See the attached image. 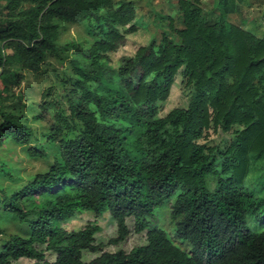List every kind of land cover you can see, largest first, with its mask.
Instances as JSON below:
<instances>
[{
  "label": "trees",
  "instance_id": "obj_1",
  "mask_svg": "<svg viewBox=\"0 0 264 264\" xmlns=\"http://www.w3.org/2000/svg\"><path fill=\"white\" fill-rule=\"evenodd\" d=\"M257 1L216 0L210 19L200 0H177L180 27L167 21L177 41L161 34L111 72L107 54L134 28L131 0H0L3 99L20 83L19 71L36 73L59 52V23L87 21L93 37L88 48L65 45L74 55L69 113L63 116L55 101L41 104L55 109L57 123L46 141L57 143L58 153L4 203L29 232L1 243L0 264L21 258L33 264H264V182L256 189L242 181L252 162L264 158V33L244 27L252 14L243 15ZM179 68L191 88L187 105L154 117ZM18 118L1 112L0 139L24 146L32 132ZM75 120L80 132L60 139V124L69 128ZM211 126L229 133V141L199 143ZM27 154L45 157L42 148L29 147ZM174 193L171 233L147 227L153 209ZM79 211L110 215L116 235L109 243L125 238L131 218L144 243L128 252L101 250L95 222L60 226ZM44 251L53 259H44ZM84 252L96 255L83 260Z\"/></svg>",
  "mask_w": 264,
  "mask_h": 264
},
{
  "label": "rangeland",
  "instance_id": "obj_2",
  "mask_svg": "<svg viewBox=\"0 0 264 264\" xmlns=\"http://www.w3.org/2000/svg\"><path fill=\"white\" fill-rule=\"evenodd\" d=\"M135 7V17L131 22L134 25L132 32L126 34L125 41L116 51L107 54V70L115 69L121 58L132 56L135 50L148 44L151 39L158 40L161 34H166L169 38L177 41V38L168 30L167 21L172 20L174 27H180L179 13L176 5L177 0H131ZM216 0H200L201 7L206 12L208 18L215 17L214 5ZM213 8V9H212ZM243 15L252 20L246 23L244 27L256 35L264 33V1L258 0L251 10L243 9ZM228 20L234 24H242L240 18L236 15H229ZM59 35L57 38V47L59 52L56 55L46 57L40 70L31 73L26 70L19 71L20 83L11 88L9 93L3 99L0 91V122L1 112L10 113L15 119L20 117L19 121L31 129L32 136L24 146L16 145L10 138L0 139V245L11 234L22 236L28 235V228L25 223L19 222L16 216L3 210V205L15 192L36 173H42L47 170L53 159L58 153V144L47 142L46 138L50 134V127L57 123L55 109L49 107L42 109L44 102L55 101L63 116H67L69 111L66 102V94L73 83L75 76L70 65V59L74 56L73 51L65 46L67 43H75L80 48H88L93 40L90 34L87 21L78 23H59ZM1 44V43H0ZM65 46L66 50H62ZM9 51H4V53ZM9 67V65H6ZM16 68L14 65L9 67ZM110 73V71H108ZM185 75L182 68H179L173 76L167 96L163 100H157L155 103L156 112L154 117H165L170 111L177 108H184L190 97L191 88L186 85ZM47 89V91H46ZM46 91V92H45ZM43 93H47L43 97ZM35 116L41 118L36 119ZM69 128L60 124V139H69L78 134L81 130L78 121H69ZM5 128L4 130H6ZM231 135L220 132L215 127H209L204 131L199 143L207 146L219 144L221 147L228 142ZM29 147L37 149L42 148L45 152L43 158H32L27 154ZM243 184L246 186L254 185L260 189V184L264 182V158L252 162L250 169L243 178ZM264 189L261 191V194ZM176 193L168 199L162 200L152 211L151 216L147 217V227L157 226L165 232L171 233L173 224L169 218V205L173 202ZM87 221L95 222L99 227L95 233V243L100 245V249L108 252L122 250L128 252L131 248L144 243V231L135 232L133 221L127 218L128 232L125 238L118 242H108L110 238L116 235L115 222L110 215L105 212L94 216L90 211H79L69 219L60 223L65 230L78 229ZM174 243L182 250L188 251V247L177 241ZM37 249H43L37 246ZM96 254L82 253V259L87 260ZM44 259L52 260L53 254L44 251ZM33 260L21 258L12 261L11 264H33Z\"/></svg>",
  "mask_w": 264,
  "mask_h": 264
}]
</instances>
